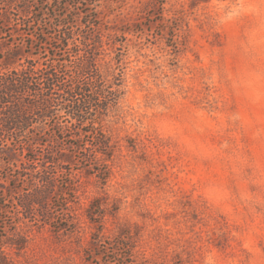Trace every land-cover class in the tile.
I'll return each mask as SVG.
<instances>
[{
	"label": "rangeland",
	"instance_id": "1",
	"mask_svg": "<svg viewBox=\"0 0 264 264\" xmlns=\"http://www.w3.org/2000/svg\"><path fill=\"white\" fill-rule=\"evenodd\" d=\"M27 1L39 20L12 14L23 34L0 54L29 34L72 71L97 40L123 94L103 122L112 157L49 169L48 193L16 152L0 264H264V0ZM42 197L68 203V228Z\"/></svg>",
	"mask_w": 264,
	"mask_h": 264
},
{
	"label": "trees",
	"instance_id": "2",
	"mask_svg": "<svg viewBox=\"0 0 264 264\" xmlns=\"http://www.w3.org/2000/svg\"><path fill=\"white\" fill-rule=\"evenodd\" d=\"M11 4L14 6L10 9ZM7 6L0 13V40L2 33L13 37L16 33L23 34L18 23H12V14L18 17L17 22L27 23L29 15L39 20L36 12H42L31 10L27 0H10ZM70 31L60 30L62 35L55 39L57 50L69 46ZM30 38L26 41L24 37L23 43L14 44L0 54V187L8 182V173L15 166L13 158L19 152L18 156L25 159H21L20 165L26 170L31 163L48 193L53 186L47 177L49 169L72 170L79 165L91 169L92 163H98L104 156L112 157L103 122L123 94L124 74L117 71L120 65L107 73L102 71L97 40L91 43L94 48L84 47V53L78 55V63L70 71L54 57L43 60L41 51L35 49L36 40ZM41 150L44 161L38 163L36 153ZM6 201V193L0 190L1 213L5 212ZM21 204L31 208L29 203ZM37 204L46 211H57L67 222L55 226L56 230L69 227L73 215L68 203L63 205L42 197Z\"/></svg>",
	"mask_w": 264,
	"mask_h": 264
}]
</instances>
